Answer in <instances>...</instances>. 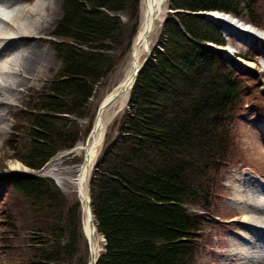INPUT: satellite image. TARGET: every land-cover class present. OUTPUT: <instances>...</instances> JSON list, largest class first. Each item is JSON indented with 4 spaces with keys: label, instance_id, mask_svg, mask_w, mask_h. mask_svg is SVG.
I'll use <instances>...</instances> for the list:
<instances>
[{
    "label": "trees",
    "instance_id": "1",
    "mask_svg": "<svg viewBox=\"0 0 264 264\" xmlns=\"http://www.w3.org/2000/svg\"><path fill=\"white\" fill-rule=\"evenodd\" d=\"M139 3L61 0L51 32L60 65L14 118L17 146H9L26 167L38 171L79 141L76 119L87 116L96 85L129 52ZM259 3L169 0L161 48L139 70L116 134L106 133L89 178L96 230L104 237L95 264H195L213 215V181L236 155L231 120L242 106L241 72L249 70L218 47L224 39L206 12H244L260 24ZM122 15L130 23L125 34ZM0 181L9 183L11 200L1 229L12 228L20 239L9 245L19 251L17 263L72 264L79 202L38 174L6 172Z\"/></svg>",
    "mask_w": 264,
    "mask_h": 264
},
{
    "label": "bare ground",
    "instance_id": "2",
    "mask_svg": "<svg viewBox=\"0 0 264 264\" xmlns=\"http://www.w3.org/2000/svg\"><path fill=\"white\" fill-rule=\"evenodd\" d=\"M165 1L141 0L140 25L129 54V66L123 78L102 97L99 106L119 87L125 86V90L111 105L96 113L90 140L56 153L44 166V174L52 177L60 189L62 183H65L78 193L80 213L82 212L81 229L89 250L95 256V242L99 234L91 227L87 182L102 145L105 123L127 102L134 69L150 49V37L158 21L162 19ZM56 3L57 0H0V142L6 135L8 115L11 114L12 107L21 100L23 91L45 77L51 67L52 60L43 45L44 34L57 10ZM218 16L212 15L215 19ZM225 26L230 34L237 37V40L230 39L232 45H242L243 39L249 37L247 32L240 31L229 23ZM258 42L264 48V43L260 40ZM239 53L252 56L241 50ZM255 53L262 56L260 64L264 67V50L256 49ZM247 65L251 67L253 63L249 62ZM260 130L264 134V126H260ZM77 156L80 159L72 165L69 161ZM11 165L17 169V164ZM228 190V200L231 202L229 205L233 210L229 218L241 222L239 227L243 234H230V239H226L228 245L224 252L219 253L220 261L217 264H264V183L256 185L244 174L235 172L229 181Z\"/></svg>",
    "mask_w": 264,
    "mask_h": 264
},
{
    "label": "rangeland",
    "instance_id": "3",
    "mask_svg": "<svg viewBox=\"0 0 264 264\" xmlns=\"http://www.w3.org/2000/svg\"><path fill=\"white\" fill-rule=\"evenodd\" d=\"M56 4L57 10L52 23L44 34L45 43L43 45V47L46 48L49 52V58L52 60V64L48 71V74L45 77L35 82L30 89L23 91L21 100L12 107V110L10 112L11 114L8 115L6 135L0 142V177L3 176V174H5L6 172H24L48 177L55 182L52 177L44 174V167L38 171H34L27 168L19 160L14 158L12 152L13 150L10 149L9 145L13 144L14 147L17 146L15 142L16 135L12 132L15 116L18 115L21 107L24 104L29 103L32 95L36 90L44 89V87H46L47 82L55 75L60 65L59 59L57 58L52 47V37L50 36L53 30V25L58 19L61 11V0H57ZM168 4L169 0H166L163 4L162 19L158 21L157 27L151 34L150 52L154 47H157V45H159L160 41H163V38L161 37L163 21L167 17L168 13L171 12L169 11ZM259 6L261 8V11L263 12V19L258 25L264 27V0H260ZM218 13L219 15H221L220 12ZM222 17L225 19V21L214 19L224 41L226 42V45L221 47V50L228 59L238 61L244 67V69L247 68L249 70H243L241 72L244 74L242 75V83L244 86V94L241 98L242 106L231 120L232 134L236 142V155L233 161L220 171L217 178L215 179V182L213 181V184L215 183L212 190L214 195L211 201L208 202L210 206L209 210L213 215H209L211 224L207 225L204 230V238L199 245L195 264H217L218 261H220L219 253L225 251V247L228 245L226 239H230V234H243V231L239 227V224H241V222L229 219V216L233 214V210H231L232 208L229 205L231 204V202L228 200V185L230 179L233 177V174L235 172H240L256 185L258 183H264V134L260 130V126H264V67L260 64L262 56L258 53H255L256 49L257 51L258 49L264 50V48L260 46V42H258V40H260L264 43V28H262V30H256L255 28L252 29L248 26L240 24L239 21H236L232 17L226 15H222ZM238 17L241 18V20H248L250 16L246 15L244 12H241ZM123 21L126 22V27L124 29L125 34L126 32L128 33L130 29V23L125 16H123ZM226 23H233L237 27H246L251 30L250 32L252 33V35H258L261 39L254 38L252 37V35H249V37L247 36L243 39L244 43H242V45H232L230 44L232 38L234 40H237V37L236 35L230 34L229 31L226 30ZM256 39L257 41H254ZM240 50L245 51L247 54H251L252 56L250 57L241 54L248 59L239 60L236 54L239 53ZM129 54L130 52L124 56V58L117 64V66H115L108 77H106L104 80H101V82L96 85L94 94L90 99V107L87 116L84 118L76 119L80 128V140L78 141V143L84 141L88 136V133L90 132L94 123L99 102L102 97L123 78L125 71L129 66ZM249 62H252L253 66H248L247 64H249ZM127 108L128 100L125 106L120 109L119 112H117L114 116L110 117L106 121L103 140L106 133L111 137L116 134L115 121ZM13 138L15 139L13 140ZM100 151H98L97 156L99 155ZM77 159H80V157L77 156L71 159L69 162L74 165L77 163ZM11 164H17V169L13 168ZM7 186H9V183L0 181V264H20L17 263V261L20 260L19 251L13 250V248L9 246L14 242L19 241L20 239L12 238V228L7 230L1 229V223L3 219L2 208H4L6 204L11 203ZM61 189L60 190L70 201H79L78 193L73 187L69 186L68 184L62 183ZM79 214L80 227L78 235L76 236L77 244L75 245L77 246V250L76 257L72 264H83L84 261L88 264L90 259L89 246L84 232L81 229L82 212H79ZM6 215H8V211H6ZM214 215H216V218L214 217ZM103 245L104 241L99 235L97 241L95 242L97 253L102 250Z\"/></svg>",
    "mask_w": 264,
    "mask_h": 264
},
{
    "label": "water",
    "instance_id": "4",
    "mask_svg": "<svg viewBox=\"0 0 264 264\" xmlns=\"http://www.w3.org/2000/svg\"><path fill=\"white\" fill-rule=\"evenodd\" d=\"M149 53H150V51L147 52V54L145 55V57H144L143 61L141 62V64H140L138 67H136V68L134 69V73H133V81H132L131 86L133 85V83H134V81H135V79H136V76H137L138 71H139L140 68L144 65V63L146 62V60L148 59ZM131 86H130V88H131ZM124 90H125V86H121V87H119V89H118L113 95H111V96L109 97V99L105 100V101L101 104V106H99L98 111H101L103 108H105V107L111 105L115 100H117V99L121 96V94H123ZM98 111H97V112H98ZM92 132H93V131H92ZM92 132H91V134L89 135V137H88L87 140H90V138H91V136H92ZM87 187H88V195H89V199H87V202H88V204H89L90 214H91V216H92L91 227H92V228H95V224H94V220H93V214H92V211H91V205H90V190H89V183H88V182H87ZM96 259H97V256L95 257L94 253H92L91 250H90V261H89V264H95Z\"/></svg>",
    "mask_w": 264,
    "mask_h": 264
}]
</instances>
